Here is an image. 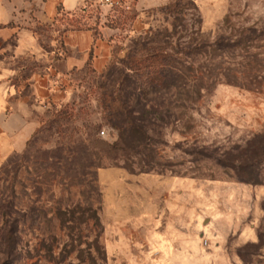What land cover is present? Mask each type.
<instances>
[{
    "label": "rangeland",
    "instance_id": "rangeland-1",
    "mask_svg": "<svg viewBox=\"0 0 264 264\" xmlns=\"http://www.w3.org/2000/svg\"><path fill=\"white\" fill-rule=\"evenodd\" d=\"M130 3L104 70L0 165L4 264H264V0ZM155 49L197 81L155 79Z\"/></svg>",
    "mask_w": 264,
    "mask_h": 264
},
{
    "label": "crops",
    "instance_id": "crops-1",
    "mask_svg": "<svg viewBox=\"0 0 264 264\" xmlns=\"http://www.w3.org/2000/svg\"><path fill=\"white\" fill-rule=\"evenodd\" d=\"M95 8L98 17L90 16ZM84 13L88 27L63 19ZM116 20L100 0H0V165L26 146L37 113L70 96L80 72L104 70L120 30L109 22Z\"/></svg>",
    "mask_w": 264,
    "mask_h": 264
},
{
    "label": "trees",
    "instance_id": "trees-1",
    "mask_svg": "<svg viewBox=\"0 0 264 264\" xmlns=\"http://www.w3.org/2000/svg\"><path fill=\"white\" fill-rule=\"evenodd\" d=\"M122 9V8H121ZM99 16V10L98 8L90 14V16ZM86 14L84 13L78 18L71 19L69 17L64 16L65 23H68L69 25L76 26V27H88V23L90 21L85 20ZM119 19V16H117V20L115 23L109 22L111 25L118 27L117 21ZM93 26V27H92ZM91 27L93 29L97 28L96 24H91ZM146 62L151 68L150 74L154 76L155 79L161 80L163 84L166 85L168 82H173L172 85H178V83H181L182 80L184 82L190 81L195 82L197 81L195 78H188L187 80L184 79L183 74L178 66H176V63L178 62L177 59L172 58V56L166 55L162 50H152L146 55ZM202 88L195 86L191 87L188 90H186L184 93L180 91V89L177 91L178 98L182 97L184 95L185 100L190 105V108L192 106V109L194 108V105L197 103V101L203 97ZM4 224V222H3ZM6 227L3 229L2 232H0V253L5 255L4 260H0V264H4L5 260L11 259L12 253L15 249L16 245V229L17 226L13 224V222L10 223V220L5 222ZM12 262V260H11ZM10 263V262H9Z\"/></svg>",
    "mask_w": 264,
    "mask_h": 264
},
{
    "label": "built area",
    "instance_id": "built-area-1",
    "mask_svg": "<svg viewBox=\"0 0 264 264\" xmlns=\"http://www.w3.org/2000/svg\"><path fill=\"white\" fill-rule=\"evenodd\" d=\"M100 2L111 8L122 7L125 10H129L132 7L130 0H100Z\"/></svg>",
    "mask_w": 264,
    "mask_h": 264
}]
</instances>
